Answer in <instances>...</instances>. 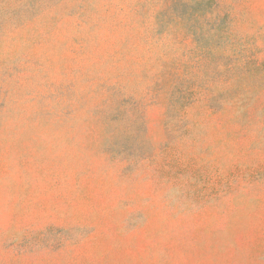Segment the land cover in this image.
<instances>
[{
  "label": "rangeland",
  "instance_id": "1",
  "mask_svg": "<svg viewBox=\"0 0 264 264\" xmlns=\"http://www.w3.org/2000/svg\"><path fill=\"white\" fill-rule=\"evenodd\" d=\"M0 264H264V0H0Z\"/></svg>",
  "mask_w": 264,
  "mask_h": 264
}]
</instances>
